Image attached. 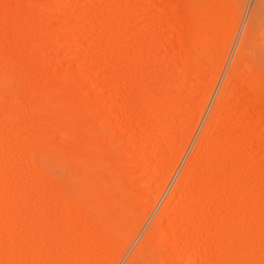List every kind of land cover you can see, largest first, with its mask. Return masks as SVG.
Returning <instances> with one entry per match:
<instances>
[{"label": "rangeland", "instance_id": "1", "mask_svg": "<svg viewBox=\"0 0 264 264\" xmlns=\"http://www.w3.org/2000/svg\"><path fill=\"white\" fill-rule=\"evenodd\" d=\"M0 264H264V0H0Z\"/></svg>", "mask_w": 264, "mask_h": 264}, {"label": "bare ground", "instance_id": "2", "mask_svg": "<svg viewBox=\"0 0 264 264\" xmlns=\"http://www.w3.org/2000/svg\"><path fill=\"white\" fill-rule=\"evenodd\" d=\"M210 3H212V2H210ZM208 5H209L208 7H211L210 4H208ZM214 7H215V9H216L217 7L219 8V6H213L212 8H214ZM212 8H211V9H208V11H206L207 9L204 10V11L206 12V14H208L209 17H210V18H209L208 15H206V16L204 15V16H205V19L207 20V19L209 18L208 20H211V21H208V20H207L206 23H207V24H210V25H211V23H212L211 26H210V25H207V27L211 30V32H209L210 30H208V32L210 33V34H209L210 36H212L211 34H213L214 32H216V29H214L215 27H216V28H217V27H218V28L220 27V26H219V25H220L219 22H221L220 19L223 18V17H222L223 14H221V12H220L219 9H216L217 11H215V13H214V10H215V9H212ZM211 10H213V13H214V14L212 13ZM218 11H219V13H218ZM221 11L223 12V10H221ZM205 12H204V13H205ZM209 13H211L212 15L210 16ZM223 13H224V12H223ZM215 14H216V15H215ZM220 14H221V15H220ZM217 15H220L221 17H220V16H217ZM214 16H215V19H213ZM211 17H212V18H211ZM216 17H217V18H216ZM219 17H220V19H219ZM205 19H204V20H205ZM216 19H218V20H216ZM212 20H214L215 22L212 21ZM218 21H219V22H218ZM213 22H214V23H213ZM216 22H217V25H218V26H216V25L213 26V24H216ZM198 25H199V24L196 25V28L199 30V29H200V28H199L200 26L198 27ZM200 25H201L202 27H204L203 23L200 24ZM202 27H201V28H202ZM211 27H214V28H211ZM218 28H217V31H218ZM212 30H213V31H212ZM195 31H197V30H195ZM198 32H199V31H198ZM214 34L216 35V33H214ZM215 35H213V36H215ZM234 69H235V66H234V64H233V66L230 68V75H232V73L234 72ZM159 218H160V214H159V215L157 216V218L155 219V221H154V223H153V226H152L150 229H148L146 235H145L144 238H143V241L147 239V237L149 236V233H150V232L153 233V231H155V230L158 228L157 220H158ZM10 223H11V222H10ZM11 226H12V225H11ZM11 226H10V227H11ZM118 227H119V226H118ZM12 228H13V227H12ZM23 228H24V227H23ZM26 228H27V226H26ZM28 228H29V227H28ZM8 230H9V227H8ZM27 230H29V229H27ZM27 230H26V231H27ZM150 235H151V234H150ZM148 238H149V237H148ZM143 241H142L141 244L137 247V250L134 252L133 256H136V255L138 256L137 253H138V251H140V248L142 247Z\"/></svg>", "mask_w": 264, "mask_h": 264}]
</instances>
